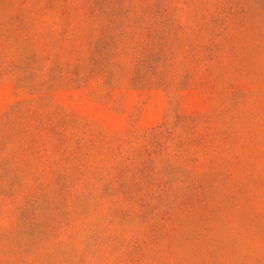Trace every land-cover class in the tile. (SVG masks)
<instances>
[{"label":"rangeland","instance_id":"rangeland-1","mask_svg":"<svg viewBox=\"0 0 264 264\" xmlns=\"http://www.w3.org/2000/svg\"><path fill=\"white\" fill-rule=\"evenodd\" d=\"M0 264H264V0H0Z\"/></svg>","mask_w":264,"mask_h":264}]
</instances>
